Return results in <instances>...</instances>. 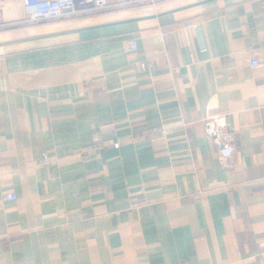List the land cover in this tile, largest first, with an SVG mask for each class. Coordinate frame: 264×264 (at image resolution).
<instances>
[{
  "label": "crops",
  "instance_id": "0c3cea01",
  "mask_svg": "<svg viewBox=\"0 0 264 264\" xmlns=\"http://www.w3.org/2000/svg\"><path fill=\"white\" fill-rule=\"evenodd\" d=\"M150 5L165 14L95 27L123 19L29 23L23 0H0V264H257L264 253V67L250 64L264 50V0ZM208 112L237 131L228 166L205 135ZM156 127L166 140L134 139Z\"/></svg>",
  "mask_w": 264,
  "mask_h": 264
},
{
  "label": "built area",
  "instance_id": "2783aa9c",
  "mask_svg": "<svg viewBox=\"0 0 264 264\" xmlns=\"http://www.w3.org/2000/svg\"><path fill=\"white\" fill-rule=\"evenodd\" d=\"M160 1L165 0H23L27 10L25 22L29 23L61 19L69 16L87 15L90 13L95 14L115 9H125L134 5H154ZM183 26L187 27L189 23H183ZM128 50L133 54L138 51V41L136 39L129 41ZM250 64L254 69L264 67V50L254 51L251 54ZM133 68L138 71L145 70L146 63H135ZM193 124L194 122L185 123L183 128L188 130ZM203 125L205 135L220 144L221 149L219 153L221 159L225 166H228L229 158L236 150L233 139L237 134V131L230 127L228 115L208 112L203 118ZM145 136L153 138L159 137L160 139L166 140L167 131L163 127H156L144 133V135H134V139L139 140ZM114 146L119 147V143H116ZM164 148H167L166 143L164 144ZM43 160L48 161L46 154L43 155ZM15 200H17L15 193H7L3 196V201L5 202ZM263 254L259 253L255 256V262L257 264H262Z\"/></svg>",
  "mask_w": 264,
  "mask_h": 264
},
{
  "label": "rangeland",
  "instance_id": "374dc122",
  "mask_svg": "<svg viewBox=\"0 0 264 264\" xmlns=\"http://www.w3.org/2000/svg\"><path fill=\"white\" fill-rule=\"evenodd\" d=\"M157 8L150 5V4H141V5H134L129 8L125 9H115L106 11V12H100L95 14H103L99 17L94 18L93 21H106V20H114V19H126L133 16H141L145 14H154L157 13ZM51 21V20H50ZM56 21V20H54ZM47 22V21H43ZM51 23V22H50ZM45 24V23H44Z\"/></svg>",
  "mask_w": 264,
  "mask_h": 264
},
{
  "label": "water",
  "instance_id": "95a60500",
  "mask_svg": "<svg viewBox=\"0 0 264 264\" xmlns=\"http://www.w3.org/2000/svg\"><path fill=\"white\" fill-rule=\"evenodd\" d=\"M164 14L165 13L143 15V16H139V17H133V18L123 19V20H119V21H115V22H111V23H106V24H102L99 26H95V27H107V26H113V25L139 22V21L148 20V19H155V18L161 17ZM46 36H49V35H46Z\"/></svg>",
  "mask_w": 264,
  "mask_h": 264
},
{
  "label": "bare ground",
  "instance_id": "6f19581e",
  "mask_svg": "<svg viewBox=\"0 0 264 264\" xmlns=\"http://www.w3.org/2000/svg\"><path fill=\"white\" fill-rule=\"evenodd\" d=\"M133 17H136V16H133Z\"/></svg>",
  "mask_w": 264,
  "mask_h": 264
}]
</instances>
